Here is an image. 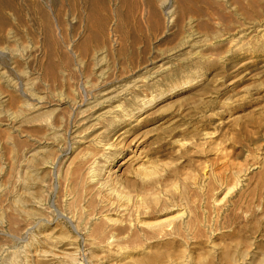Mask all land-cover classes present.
<instances>
[{"label": "rangeland", "instance_id": "1", "mask_svg": "<svg viewBox=\"0 0 264 264\" xmlns=\"http://www.w3.org/2000/svg\"><path fill=\"white\" fill-rule=\"evenodd\" d=\"M221 6L228 8L221 0H0V50L8 52L0 56V75L12 83L31 78L32 91L50 103L43 112L55 108L53 100L59 93L82 90L88 81L99 84L102 97L115 98L112 106L123 102L134 111L144 109L151 97L193 81L188 88L141 110L120 130L155 161L159 177L166 179L175 172L178 183L172 193L178 197L183 185L188 186L189 202L178 201L161 219L145 216L144 220H166L164 229L171 232L182 221L194 220L195 210L199 219L191 225L188 237L151 239L145 236L151 229L133 220L128 230L132 236L90 239L86 229L75 234L65 217L47 213L51 225L44 235L57 237L60 245L79 239L80 253L73 264L156 263L155 252L137 262L139 250L153 247L158 252L168 242L171 250L186 247L180 249L187 251L181 259L190 264L214 251L216 258L226 249L247 252V264L262 259L264 46H253L245 39L238 52L230 39L248 25L264 21V1L232 4L226 12ZM212 45L218 56L208 50ZM234 51L238 53L233 55ZM6 85L0 79V189L15 188L21 161L15 162V157L20 158L23 149L54 141L44 140L51 138V128L41 122L15 134L5 116L18 105L14 98L18 94L13 85L11 89ZM70 142L69 147L75 148L77 143ZM77 151L67 153L74 156ZM134 167V158L119 159L113 171L131 180ZM236 179L239 185L228 190ZM209 185L214 187L206 201L197 187ZM130 196L132 205L135 196ZM48 201L53 204V195ZM55 209L61 213L59 207ZM63 215L68 217V212ZM2 240L10 253H21L25 245L21 240L11 241L5 230ZM90 242L105 248L99 250ZM175 258L166 256L163 261Z\"/></svg>", "mask_w": 264, "mask_h": 264}, {"label": "bare ground", "instance_id": "2", "mask_svg": "<svg viewBox=\"0 0 264 264\" xmlns=\"http://www.w3.org/2000/svg\"><path fill=\"white\" fill-rule=\"evenodd\" d=\"M221 1H224L229 8L232 4L239 5L248 0ZM220 8L222 12L228 10L227 7L221 6ZM168 15H172L171 11ZM226 33L228 34L229 31ZM233 38L230 41L235 43L238 52L242 50L241 46L244 45L245 39L253 42V46L257 44L264 46V21L248 25V28L235 33ZM213 39L216 40V36ZM214 46L212 45L208 50L211 54L218 56L219 54L214 52ZM238 52L234 51L232 54L235 55ZM7 53L5 50H0V56H5ZM28 78L24 79V83L20 79L12 83L5 79L3 74L0 75V79L5 80L6 87L11 89L13 85L18 94L14 97L18 105L13 112L7 111L9 114L5 117L11 127L14 125L12 129L15 134H21L24 126L36 122L50 126L51 133L48 135L51 138L45 136L44 140L54 141H51L53 143L48 146H46L47 143H39L33 149H23L20 158L15 157V162L21 160L15 188L2 187L0 189V236L5 230L11 241L21 240L25 243L21 253H10L6 243L2 240L0 242V264H49L48 262L58 261L73 264L76 262V257L80 253L77 237L60 245L57 237L53 238L51 234H43L51 225L50 216H47V213L52 212L65 217L75 234L79 233V229H86L87 237L90 239H100L101 236L109 234L115 236L127 233L132 236L133 234L128 230L131 229L129 227L133 220L151 229L145 235L151 239L161 236L188 237L191 225L199 219L195 210L193 211L194 220L182 221L171 232H166L164 229L166 220L155 222L144 220L145 216L161 219L178 206V201L182 204H186L184 201L189 202L188 186L183 185V190L178 197L172 193V189L178 183L174 180L175 172L168 175L166 179L159 177L160 172L156 168L155 161L147 153H143V150L141 151L140 144H136L137 141H129L126 133L120 130L126 123H131L141 110L188 88L193 81L181 83L164 93L151 97L144 102V109L135 111L134 109L127 110L123 102L112 106L115 98L102 97L99 84L88 81L85 84L86 88L82 90L59 93V98L53 100L55 108L50 112H43L42 110L50 103L46 98L32 91L31 78L30 80ZM44 85L47 86V84ZM2 112L3 109L0 110V115ZM71 140L77 143L75 148L72 145L69 147ZM195 147L198 148L199 145ZM73 149L78 151L74 156H69L68 150L71 154ZM130 152L131 154H128ZM131 158L135 161V167L131 171L135 178L126 180L113 171V166L119 159L130 160ZM84 166H86V171L83 169ZM187 177L188 174L182 182ZM238 185L239 182L236 179L233 187L228 190ZM213 187L214 185H209L206 189L204 186L197 188L202 193V198L208 201ZM219 187L222 188L221 184ZM64 189H67L69 193L66 194ZM130 194L135 196V200L132 199V205H129L132 197ZM52 195L53 204H50L48 199ZM10 197L11 200L8 199ZM115 198H117L118 205L113 200ZM120 201L123 203L120 204ZM55 206L61 209V213L55 209ZM65 211L68 212V217L63 215ZM201 213L204 223L208 224L209 221L205 217L206 209L202 208ZM39 241L42 242L41 245L38 244ZM90 243L99 250L105 248L95 242ZM169 243L171 242H168V245L158 252L153 247L142 248L139 250L140 258L137 262L142 257L147 258L155 252L154 257L158 260L156 263L150 262L149 264H188L189 262L181 259V256L187 254L184 250L186 247L180 246L178 251L171 250L172 243ZM87 245L90 247V244ZM181 248L184 249L180 250ZM108 251L111 249L109 248ZM214 254L208 253L202 258L199 257L193 264H247L248 253L245 251L236 253L235 250L226 249L216 258ZM166 256H176V258L173 261L164 262L163 258ZM254 264H264V253L262 259Z\"/></svg>", "mask_w": 264, "mask_h": 264}]
</instances>
